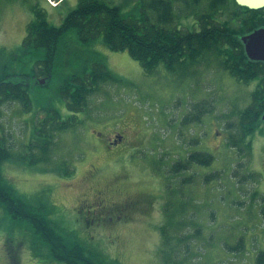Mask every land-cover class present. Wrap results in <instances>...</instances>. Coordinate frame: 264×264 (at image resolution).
<instances>
[{
    "label": "rangeland",
    "instance_id": "374dc122",
    "mask_svg": "<svg viewBox=\"0 0 264 264\" xmlns=\"http://www.w3.org/2000/svg\"><path fill=\"white\" fill-rule=\"evenodd\" d=\"M105 1L126 16L152 19L158 14L159 0ZM51 2L0 0V50L13 52L21 46L36 10L60 26L80 0H62L58 6ZM200 11V6L192 8ZM234 12H222L219 20L241 27ZM186 14L179 27L194 30L197 21ZM68 36L60 53L73 63L60 67L65 74L96 61L122 80L104 84L90 97L86 110L76 114L74 129L60 133L50 160L39 164L21 157L30 152L37 122L46 116L43 108L53 105L63 119L72 114L56 93L60 75L47 86L44 77L31 81L30 111L18 103L0 109V138L14 156L1 167L4 178L29 201L45 203L63 234L108 261L258 264L264 252V122L248 139L250 155L242 157L228 144L239 111L251 103L255 83H241L213 56L186 72L172 73L161 65L147 75L126 51H110L101 42L85 48L74 32ZM196 104L201 105L198 110ZM187 116L190 121L184 122ZM193 116L201 119L193 121ZM116 132L124 138L110 147ZM196 152L214 160L190 165L188 157ZM179 164L188 167L175 172ZM135 199L141 207H122ZM9 246L18 264H62L29 226L14 222L0 205V264H11Z\"/></svg>",
    "mask_w": 264,
    "mask_h": 264
},
{
    "label": "trees",
    "instance_id": "16d2710c",
    "mask_svg": "<svg viewBox=\"0 0 264 264\" xmlns=\"http://www.w3.org/2000/svg\"><path fill=\"white\" fill-rule=\"evenodd\" d=\"M158 2V14L151 19L149 16H126L119 6L105 0H80L60 26L50 24L46 14L36 10L35 19L29 23L21 46L13 52L0 50V109L7 103H18L25 111H30L33 108L29 94L30 82L36 84L39 77H44L48 81L47 86L60 75L56 93L72 114L63 119L53 105L44 107L42 112L46 116L38 120L35 139L30 142V152L21 157L23 160L31 164L48 162V154L59 134L74 129L78 122L76 114L86 110L90 97L99 92L104 84L122 80L105 63L96 61L92 64L85 61L73 73L65 74L64 68L60 67H63V63L71 67L73 61L69 58L64 60L60 49L71 32L76 34L77 41L85 48L101 42L110 51L128 52L131 58L141 64L147 75L156 72L161 65L172 73L186 72L188 67L198 66L208 56H213L217 58L220 68L241 83H255L251 103L239 111L236 130L228 137L229 146L237 149L242 157L251 154L252 141L248 139L263 123L264 62L248 58L242 37L264 28V9L240 7L235 0ZM174 3L180 4L181 9H175ZM195 6H200L199 13L192 12ZM233 8L234 13L240 16L241 27H230L228 21L219 20L222 12ZM183 12H188L186 18L192 17L197 21L194 30L179 27ZM194 107L198 110L201 105L196 104ZM190 117L187 116L184 122L190 121ZM200 119L201 116L191 118L193 121ZM5 141L0 138V205L7 215L14 222L29 226L39 244L48 248L51 258L56 262L117 264L63 234L49 217L50 212L45 203L29 201L4 178L1 167L14 157ZM213 160L211 154L203 152L188 157L190 165H210ZM185 167L179 164L174 171L178 172L179 168ZM261 211L264 213V208ZM161 230L166 233L165 226ZM196 233L199 234L200 230ZM165 242L168 241L165 239ZM8 254L11 264H18L16 252L11 246ZM257 261L263 264L264 252L258 255Z\"/></svg>",
    "mask_w": 264,
    "mask_h": 264
},
{
    "label": "water",
    "instance_id": "95a60500",
    "mask_svg": "<svg viewBox=\"0 0 264 264\" xmlns=\"http://www.w3.org/2000/svg\"><path fill=\"white\" fill-rule=\"evenodd\" d=\"M240 7L250 10L264 9V0H235ZM245 51L252 61L264 62V28L257 29L242 37ZM264 121V113L262 116Z\"/></svg>",
    "mask_w": 264,
    "mask_h": 264
},
{
    "label": "flooded vegetation",
    "instance_id": "af4514ba",
    "mask_svg": "<svg viewBox=\"0 0 264 264\" xmlns=\"http://www.w3.org/2000/svg\"><path fill=\"white\" fill-rule=\"evenodd\" d=\"M124 136L123 134L120 132V133H115L114 137L112 139H110L108 141V145L111 147L113 146H117L119 142H122ZM141 201L135 199V200H127V203L124 205H122V207H127V208H130V209H137L139 207H141ZM125 217V216H124ZM120 218V216H119Z\"/></svg>",
    "mask_w": 264,
    "mask_h": 264
},
{
    "label": "crops",
    "instance_id": "0c3cea01",
    "mask_svg": "<svg viewBox=\"0 0 264 264\" xmlns=\"http://www.w3.org/2000/svg\"><path fill=\"white\" fill-rule=\"evenodd\" d=\"M54 1H59V2H60V1H62V0H54Z\"/></svg>",
    "mask_w": 264,
    "mask_h": 264
},
{
    "label": "bare ground",
    "instance_id": "6f19581e",
    "mask_svg": "<svg viewBox=\"0 0 264 264\" xmlns=\"http://www.w3.org/2000/svg\"><path fill=\"white\" fill-rule=\"evenodd\" d=\"M159 10V9H158ZM158 12V11H157Z\"/></svg>",
    "mask_w": 264,
    "mask_h": 264
}]
</instances>
